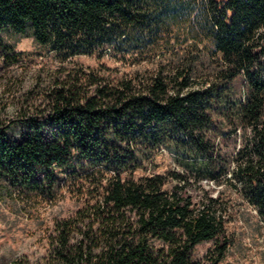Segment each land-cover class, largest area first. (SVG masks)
<instances>
[{
  "label": "trees",
  "instance_id": "trees-1",
  "mask_svg": "<svg viewBox=\"0 0 264 264\" xmlns=\"http://www.w3.org/2000/svg\"><path fill=\"white\" fill-rule=\"evenodd\" d=\"M143 2L0 0L6 65L24 59L5 32L32 37L62 61L38 73L0 121V194L54 199L65 189L76 205L54 221L44 258L0 264H219L237 205L264 223V0H204L218 55L206 87H196V58L178 59L167 74L72 60L116 57L122 36L138 46L131 35L145 24ZM237 78L244 97L234 100ZM218 109L239 129L226 159L214 143ZM162 148L177 167L158 172ZM205 241L213 248L198 258Z\"/></svg>",
  "mask_w": 264,
  "mask_h": 264
},
{
  "label": "rangeland",
  "instance_id": "rangeland-1",
  "mask_svg": "<svg viewBox=\"0 0 264 264\" xmlns=\"http://www.w3.org/2000/svg\"><path fill=\"white\" fill-rule=\"evenodd\" d=\"M145 24L131 35L138 39V46L122 36L124 42L113 57L108 51L104 57L81 55L72 58L84 66L105 64L117 68L120 73H154L162 70L170 73L178 59L196 58V87H206L213 80L211 69L218 62L214 45L205 29L204 0H144ZM4 39L14 44V50L23 56L22 65H6L0 56V121L7 120L33 86L38 73L57 68L62 61L49 46H43L32 37L5 32ZM112 50L111 47L108 46ZM118 61H116V59ZM230 98L244 97V85L240 78L230 84ZM219 108V107H218ZM216 110L214 119L218 133L214 143L225 156L233 154L240 143L239 129ZM224 111V110H223ZM225 133V135H219ZM156 171L177 167L175 156L167 149H160L156 158ZM142 170H137L136 175ZM241 202V201H238ZM76 208L72 195L62 190L54 199L32 195L18 190L0 194V261L11 262L27 257L31 263L41 260L48 252V235L56 219L67 217ZM232 243L219 264H264V223L256 211L239 204L227 223ZM213 241H205L195 247V256L203 258L213 248Z\"/></svg>",
  "mask_w": 264,
  "mask_h": 264
}]
</instances>
